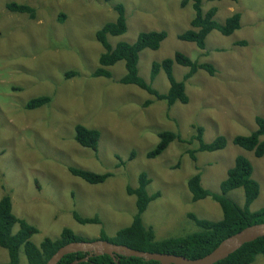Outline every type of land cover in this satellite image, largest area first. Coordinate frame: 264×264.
Here are the masks:
<instances>
[{
	"label": "rangeland",
	"instance_id": "374dc122",
	"mask_svg": "<svg viewBox=\"0 0 264 264\" xmlns=\"http://www.w3.org/2000/svg\"><path fill=\"white\" fill-rule=\"evenodd\" d=\"M180 1L0 0V198L8 194L12 214L38 229L31 237L35 245L44 238H58L64 228L92 241L101 229L113 236L128 226L135 198L126 194V188L137 186L141 172L150 181L148 194L159 192L142 222L158 239L195 232L189 213L219 221L222 211L209 197L192 201L187 181L199 171L202 186L220 193V182L240 155L250 162L251 177L259 186L250 211L264 208V155L256 158L233 143L235 136L256 129V116L264 118V0H202L203 12L217 8L218 23L233 13L241 16L240 28L231 35L211 31L203 50L177 38L190 28L194 16L191 5L181 8ZM8 2L32 6L35 19L9 12ZM116 3L124 6L127 28L122 35L108 36L112 46L132 44L141 32L167 33L157 50L140 51L137 65L139 76L160 94L167 92L169 83L162 69L151 79L153 62L179 52L214 67L212 76L199 69L185 80L186 104L168 107L134 85L121 84L123 61L108 68L109 79L91 76L104 52L95 33L116 19L112 8ZM172 69L175 80H184L188 68L174 64ZM44 95L51 97L47 104L25 108L31 98ZM147 100L151 103L144 106ZM76 124L100 132L96 151L75 142ZM193 125L204 128L205 142L223 136L226 146L197 152L194 163L189 149L198 144L175 140L161 155L147 158L159 133L172 131L187 140L195 133ZM68 167L111 176L91 185L73 176ZM226 197L240 207L244 204L241 188ZM73 212L83 218L97 216L101 224H80ZM7 261V251L0 247V263ZM19 261L26 263L22 248ZM251 264H264L263 256L256 255Z\"/></svg>",
	"mask_w": 264,
	"mask_h": 264
},
{
	"label": "trees",
	"instance_id": "16d2710c",
	"mask_svg": "<svg viewBox=\"0 0 264 264\" xmlns=\"http://www.w3.org/2000/svg\"><path fill=\"white\" fill-rule=\"evenodd\" d=\"M209 2L220 0H207ZM236 1V0H231ZM191 5L194 16L190 20V28L177 35L181 41L194 43L197 48H205V39L213 31H218L223 36H229L240 28V14L233 13L227 17L223 23L215 20L217 12L216 7H210L206 12L202 11V0H181L180 7L185 8ZM6 9L9 12L26 14L30 19H35V9L24 3L8 2ZM116 13V19L106 23L95 33L96 40L102 46L104 52L99 55L98 65L91 76L94 78H111L109 67L115 65L118 61L124 62L125 74L120 79L121 84L134 85L158 100H164L168 107L174 103L180 102L186 104L188 96L185 92V80L191 78L199 69L212 76L215 72L210 63H198L192 61L186 55L179 52L174 53L172 58H165L161 62L151 64V79L163 70L169 87L166 93L160 94L150 84L146 83L138 74L139 53L143 49L157 50L161 42L166 38L167 33L164 30L141 32L138 34L134 43L118 42L112 46L107 38L108 36H119L126 31V18L124 6L116 3L112 6ZM64 15H60L58 20L64 22ZM244 42H236L242 45ZM188 68L184 80L177 81L173 76V65ZM71 74H75L72 72ZM51 100L50 96H38L31 98L26 102L25 108L33 110L44 106ZM151 102L146 101L144 106ZM256 129L250 134L237 135L233 138V143L244 150L252 152L256 158L264 155V118L256 116ZM195 133L187 140H182L178 133L172 131H162L158 134L159 140L156 146L147 153V158H155L161 155L170 143L177 140L198 145L189 149V157L196 163V153L202 151L221 150L226 146V138L217 136L211 142L203 140L204 128L193 125ZM100 132L97 129L87 128L84 125L76 124L74 126V140L82 148L96 151ZM135 155L130 154L129 159ZM122 164L123 162L120 161ZM196 171L198 170L197 167ZM69 172L86 182L96 185L103 183L111 176V173H95L77 167H68ZM252 167L250 162L244 156H237L234 164L227 170L226 178L220 182V193H213L205 189L201 184V173L198 171L187 181V188L191 194L192 201L203 200L207 197L216 201L222 211V218L219 221H208L198 219L194 214L189 213L188 218L194 222L197 231L180 237H168L158 239L153 228L146 226L142 222V215L146 211L148 204L159 197V192L152 195L147 192V185L150 183L145 172L138 175L137 186L126 188V194L135 198V213L132 216L128 226L120 228L113 236H108L103 229L100 230L97 239L107 240L114 244L125 245L129 248L151 252L167 253L184 256L189 259L201 258L210 253L224 239L236 234L245 227L264 223V208L257 211H250V205L259 194L258 183L251 177ZM241 188L244 194V204L238 206L234 201L226 197L227 192ZM73 218L80 224H101L97 216L92 218H83L76 212H73ZM14 226L17 230L14 232ZM38 232V229L30 225L27 221L18 219L12 214L11 198L8 194L0 198V247L5 249L8 254V261L0 264H20L19 251L22 248L25 256V264H45L49 258L62 246L78 241H87L81 236L75 234L68 228H64L56 239L44 238L39 245L31 241V237ZM93 241V240H92ZM256 255H262L264 258V237L244 244L237 251L229 255L226 259L215 264H251ZM86 253H73L64 256L58 264H70L73 261H80L86 258ZM120 264H159L157 261H146L136 257L118 256ZM79 264H115L108 255L91 256L86 261Z\"/></svg>",
	"mask_w": 264,
	"mask_h": 264
},
{
	"label": "water",
	"instance_id": "95a60500",
	"mask_svg": "<svg viewBox=\"0 0 264 264\" xmlns=\"http://www.w3.org/2000/svg\"><path fill=\"white\" fill-rule=\"evenodd\" d=\"M261 237H264V223L245 227L236 234L224 239L210 253L197 259H189L184 256L167 253L139 251L125 245L114 244L101 239L78 241L60 247L45 264H58L64 256L73 253H86L87 256L84 260L73 261L70 264H79L81 261H86L91 256L100 255L110 256L115 264H120L118 256L136 257L146 261L153 260L157 261L159 264H215L226 259L244 244L255 241Z\"/></svg>",
	"mask_w": 264,
	"mask_h": 264
}]
</instances>
